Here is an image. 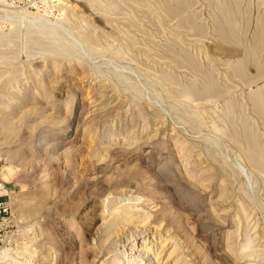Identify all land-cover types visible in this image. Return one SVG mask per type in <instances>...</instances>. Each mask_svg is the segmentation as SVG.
Returning <instances> with one entry per match:
<instances>
[{"label": "rangeland", "instance_id": "1", "mask_svg": "<svg viewBox=\"0 0 264 264\" xmlns=\"http://www.w3.org/2000/svg\"><path fill=\"white\" fill-rule=\"evenodd\" d=\"M7 1L0 264H264V0Z\"/></svg>", "mask_w": 264, "mask_h": 264}, {"label": "bare ground", "instance_id": "2", "mask_svg": "<svg viewBox=\"0 0 264 264\" xmlns=\"http://www.w3.org/2000/svg\"><path fill=\"white\" fill-rule=\"evenodd\" d=\"M228 9V8H227ZM223 10V9H222ZM227 12V11H226ZM220 14H221V12H220ZM237 15V14H236ZM231 16V15H230ZM231 18V17H230ZM229 18V19H230ZM233 18V17H232ZM33 19H35V20H37V17L35 16V17H33ZM228 19V18H227ZM233 19H235V18H233ZM232 19V20H233ZM231 20V19H230ZM40 21V20H39ZM233 22V21H232ZM231 22V23H232ZM235 22H236V20H235ZM225 24H226V22H224ZM224 24V25H225ZM238 24V23H237ZM237 24H235V25H237ZM227 25V24H226ZM234 24H233V26H235ZM222 26V25H221ZM232 26V27H233ZM221 28H223V27H221ZM234 29H236L235 27H233ZM230 29V28H229ZM221 30V29H220ZM223 30V29H222ZM238 30V29H237ZM227 31H228V33H229V31L230 30H228L227 29ZM221 32V31H220ZM219 32V33H220ZM231 32V31H230ZM233 32V31H232ZM231 32V34L230 35H234L233 33ZM224 33V32H223ZM221 34V33H220ZM225 34V33H224ZM224 34H222V35H224ZM240 34V33H239ZM238 34V35H239ZM224 37H226V34L222 37V38H224ZM231 37H233L234 38V36H231ZM240 38V37H239ZM237 39V36L235 37V39L234 40H236ZM236 41H239L238 39L236 40ZM255 48V47H254ZM254 50H256V49H254ZM255 52V51H254ZM246 57H247V55H246ZM247 59V58H246ZM245 62H247L246 60H244ZM246 64L244 63V66H245ZM240 67H242L241 65H240ZM245 69V68H244ZM238 71H241V69L240 70H238ZM241 72H243V71H241ZM240 73V72H239ZM240 76V75H239ZM242 76V75H241ZM245 76V74H243V77ZM242 78V77H241ZM245 79V78H244ZM195 91V90H194ZM197 91V90H196ZM188 92V91H187ZM198 92V91H197ZM200 93V92H199ZM197 94V93H196ZM189 95V94H188ZM186 96H187V94H186ZM193 96V95H192ZM195 96V95H194ZM253 99H255V98H253ZM262 99V98H261ZM255 101H256V99H255ZM260 103H261V101H260ZM260 103H258V104H260ZM229 104V103H228ZM233 104V103H232ZM258 104H256V105H258ZM8 105V103H6V106ZM263 105V104H262ZM227 106V105H226ZM228 106H230V105H228ZM234 106V105H233ZM259 107L261 106V105H258ZM8 108H9V105H8ZM228 108V107H227ZM230 108H232V107H230ZM255 108H258L257 106L255 107ZM226 109V108H225ZM259 109V108H258ZM261 109V111H262V108H260ZM232 110V109H231ZM233 110H234V107H233ZM227 111V110H226ZM225 111V112H226ZM258 111V110H257ZM259 112V111H258ZM230 113H231V111H230ZM259 114V113H258ZM229 115V114H228ZM233 115H235L234 113H233ZM260 116V115H259ZM263 116V115H262ZM230 117V116H229ZM225 118V117H224ZM234 118V117H233ZM260 119H261V117H260ZM264 119V117L262 118V120ZM227 120V119H226ZM234 120V119H233ZM230 124H232V123H230ZM233 129H234V126H233ZM234 130H236V129H234ZM252 135V134H251ZM254 139V138H253ZM257 164H258V162H256ZM264 162H262V164H263ZM231 178V177H230ZM113 204V203H112ZM110 205H111V203H110ZM124 211V210H123ZM107 214V213H106ZM108 217V216H107ZM109 217H110V219L108 220V221H106L107 223V227H113L114 225L116 226V224H117V220H118V217H119V212L118 211H114V212H112V213H110V215H109ZM106 220V219H105ZM104 220V221H105ZM114 228V227H113ZM116 228V227H115ZM104 230H106V229H104ZM110 237V236H109ZM115 237V236H114ZM98 241V240H97ZM103 244V243H102ZM46 245V244H45ZM60 247H62V246H60ZM53 254V253H52ZM100 252H97L96 254H95V257H94V261L96 260V258H99V256H100ZM88 255V254H87ZM87 255L86 254H83L82 256H81V259H80V264H88V259H87ZM40 264V263H39Z\"/></svg>", "mask_w": 264, "mask_h": 264}, {"label": "built area", "instance_id": "3", "mask_svg": "<svg viewBox=\"0 0 264 264\" xmlns=\"http://www.w3.org/2000/svg\"><path fill=\"white\" fill-rule=\"evenodd\" d=\"M0 5H2L3 7H9V8L12 7V4L8 3L7 0H0ZM16 9H18V8H16ZM7 212H8L7 208L3 204H0V215L6 214Z\"/></svg>", "mask_w": 264, "mask_h": 264}]
</instances>
